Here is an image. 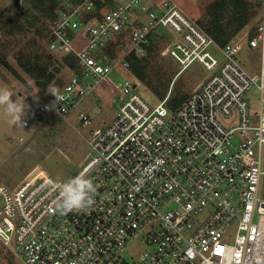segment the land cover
Masks as SVG:
<instances>
[{
	"label": "built area",
	"instance_id": "2783aa9c",
	"mask_svg": "<svg viewBox=\"0 0 264 264\" xmlns=\"http://www.w3.org/2000/svg\"><path fill=\"white\" fill-rule=\"evenodd\" d=\"M98 1L58 10L43 29L48 52L73 56L76 68L57 102L24 97L25 127L65 118L98 87L116 112L90 132L66 181L37 164L0 184V241L20 264H264V0L260 20L223 46L173 0ZM155 35L176 75L194 62L208 71L175 109L169 91L149 104L115 76ZM245 44L260 48L259 74L236 60ZM78 121L90 124L83 112ZM79 175L93 181L95 203L62 215L60 185Z\"/></svg>",
	"mask_w": 264,
	"mask_h": 264
},
{
	"label": "rangeland",
	"instance_id": "374dc122",
	"mask_svg": "<svg viewBox=\"0 0 264 264\" xmlns=\"http://www.w3.org/2000/svg\"><path fill=\"white\" fill-rule=\"evenodd\" d=\"M78 1V0H76ZM152 6L158 0H150ZM188 16L193 18L202 28L211 19L209 7L216 0H173ZM254 2V0H250ZM75 0H0V87H7L13 92V99L18 98L24 102V97L39 101L50 100L52 93L56 92L66 83L71 71L66 68L60 56L48 52L43 29L49 23V14L56 13L62 7L72 5ZM124 4L126 0H114ZM47 8V9H46ZM254 10V9H253ZM47 11V12H44ZM224 17L225 14H224ZM261 17V5L258 13L250 19L246 27L232 37L239 38L242 33L253 27ZM8 19V22L6 21ZM20 25L19 28L15 26ZM35 29L42 30L37 34ZM159 32L170 38L164 29ZM158 56L152 61L148 70V78L154 80L152 86L168 81L178 72L180 65L167 55ZM50 55V67L55 73L54 79L43 90L39 89L34 81L22 71L19 63L26 57ZM216 57L219 58L218 55ZM236 60L249 75L260 73V48H251L243 45ZM208 71L200 64L194 62L185 70L173 77L169 86L171 100H186L192 90L204 80ZM119 80L130 78L136 84V90L143 100L149 104L158 103L162 97L155 93L152 86L137 80L126 70L121 75H115ZM158 78V79H156ZM116 80V79H114ZM169 106V105H168ZM85 113L90 119L88 126H82L78 119L79 113ZM116 112L112 98L100 87L96 92L86 97L65 118L51 115L42 125L33 130L30 127L18 128L10 123L9 118L0 114V184L9 187L17 184L32 168L40 164L55 180L66 181L80 167L84 155L89 150L87 139L90 132L98 127L108 124ZM25 119L32 120L28 111ZM137 248H130L126 257H135ZM0 264H20L0 241Z\"/></svg>",
	"mask_w": 264,
	"mask_h": 264
},
{
	"label": "trees",
	"instance_id": "16d2710c",
	"mask_svg": "<svg viewBox=\"0 0 264 264\" xmlns=\"http://www.w3.org/2000/svg\"><path fill=\"white\" fill-rule=\"evenodd\" d=\"M96 1L99 2L98 0ZM75 2L77 1L75 0ZM259 7L260 3L258 0H254V2L250 0H216L209 7V13L212 17L208 24L203 25V29L207 31L219 45L223 46L230 41L234 35L247 26L254 14L258 13ZM63 8L64 7H62V9ZM224 14L226 17H224ZM49 15L51 19L55 16L54 13H50ZM6 21L8 22V19ZM1 26L0 20V28ZM19 27L20 25L15 26V28ZM35 31L37 34H41L42 32V30L39 31L38 29H35ZM162 41L163 39L159 35L151 36L146 44V52L144 55L136 56L135 54H131L129 57V68L132 75L140 82H144L147 86H152L154 80L148 78L146 72L148 73V70L152 67V61L158 56V50L161 47ZM41 59L42 58L38 55L35 57L29 56L22 60L19 66L22 71L34 81L35 85L43 90L54 79L55 73L53 69H50L51 66H54V63L49 62L51 61L50 55L45 56L44 60L46 61H41ZM60 60L70 71L75 70L76 60L73 56H62ZM173 77L167 84V79L159 82L161 80L156 78L158 79V83L162 84L152 86L153 91L163 98L168 92ZM182 102L183 100L172 101L171 98H169L168 105L171 109H175Z\"/></svg>",
	"mask_w": 264,
	"mask_h": 264
},
{
	"label": "clouds",
	"instance_id": "9594fccd",
	"mask_svg": "<svg viewBox=\"0 0 264 264\" xmlns=\"http://www.w3.org/2000/svg\"><path fill=\"white\" fill-rule=\"evenodd\" d=\"M51 95L59 97L53 92ZM13 92L7 87H0V114L9 118L10 123L18 128H24L25 117L30 111V105L21 102L20 99H13ZM97 188L93 181L85 175L76 176L66 183L60 185V203L58 209L60 214L68 215L73 212H80L90 209L95 203Z\"/></svg>",
	"mask_w": 264,
	"mask_h": 264
},
{
	"label": "crops",
	"instance_id": "0c3cea01",
	"mask_svg": "<svg viewBox=\"0 0 264 264\" xmlns=\"http://www.w3.org/2000/svg\"><path fill=\"white\" fill-rule=\"evenodd\" d=\"M142 19H143V17H141V20H142ZM163 43H164V40L162 41V44H163ZM162 44H161V45H162Z\"/></svg>",
	"mask_w": 264,
	"mask_h": 264
}]
</instances>
